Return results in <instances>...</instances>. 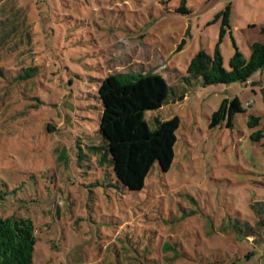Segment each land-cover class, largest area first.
<instances>
[{
	"label": "rangeland",
	"instance_id": "374dc122",
	"mask_svg": "<svg viewBox=\"0 0 264 264\" xmlns=\"http://www.w3.org/2000/svg\"><path fill=\"white\" fill-rule=\"evenodd\" d=\"M225 11L229 68L234 41L246 58L264 42V0H0V218L33 220L32 264H264V67L250 87L187 78ZM148 71L170 86L150 128L181 124L170 169L131 191L99 132L98 86ZM236 97L234 126L210 128Z\"/></svg>",
	"mask_w": 264,
	"mask_h": 264
},
{
	"label": "trees",
	"instance_id": "16d2710c",
	"mask_svg": "<svg viewBox=\"0 0 264 264\" xmlns=\"http://www.w3.org/2000/svg\"><path fill=\"white\" fill-rule=\"evenodd\" d=\"M181 10L187 12L186 7ZM223 14L215 50L211 53L200 49L192 57L187 68L188 79L195 78L204 85L245 83L264 67V42L259 40L251 44L248 58L234 41L229 68L225 67L221 43L231 25L229 12ZM1 26L8 28L0 24V29ZM169 93L166 79L154 71L110 74L98 86L102 106L99 132L106 141L116 178L128 190H141L156 163L166 172L175 159L179 116L162 121L155 129L150 128L145 117L147 111L163 106ZM243 111L238 97L225 99L212 113L209 127H233L235 114ZM251 124L260 125L261 117L252 114ZM48 129L52 131L51 127ZM255 134L257 139L262 137L261 130ZM3 197L0 190V198ZM37 240L32 219L17 215L0 218V264H32Z\"/></svg>",
	"mask_w": 264,
	"mask_h": 264
},
{
	"label": "crops",
	"instance_id": "0c3cea01",
	"mask_svg": "<svg viewBox=\"0 0 264 264\" xmlns=\"http://www.w3.org/2000/svg\"><path fill=\"white\" fill-rule=\"evenodd\" d=\"M239 26L237 25V28H238ZM258 41V40H257ZM255 42V41H254ZM244 52V51H243ZM244 54H245V56H246V53L244 52ZM257 80H259V81H257ZM263 81V79H259V77H255V79L253 78V79H250L249 80V82L250 83H247L246 85V87H250L251 85H254V84H259V82H262Z\"/></svg>",
	"mask_w": 264,
	"mask_h": 264
},
{
	"label": "built area",
	"instance_id": "2783aa9c",
	"mask_svg": "<svg viewBox=\"0 0 264 264\" xmlns=\"http://www.w3.org/2000/svg\"><path fill=\"white\" fill-rule=\"evenodd\" d=\"M247 83H250L249 81Z\"/></svg>",
	"mask_w": 264,
	"mask_h": 264
}]
</instances>
